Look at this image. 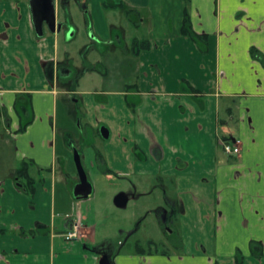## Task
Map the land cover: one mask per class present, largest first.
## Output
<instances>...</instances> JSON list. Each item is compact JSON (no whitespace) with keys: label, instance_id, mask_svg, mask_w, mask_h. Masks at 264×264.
<instances>
[{"label":"crops","instance_id":"obj_1","mask_svg":"<svg viewBox=\"0 0 264 264\" xmlns=\"http://www.w3.org/2000/svg\"><path fill=\"white\" fill-rule=\"evenodd\" d=\"M74 1L55 0L57 22ZM77 1L86 3L93 39L108 48L97 61L109 83L114 65L111 90L81 87L99 70L81 77L64 65L62 30L39 36L31 0H0V264H264V65L252 55V48L264 54V0H191L193 28L208 35L205 52L180 32L184 0ZM120 2L135 10L137 24L110 6ZM135 39L150 47L134 55ZM78 95L88 110L98 108L87 122L110 130L101 166L115 173L100 168L106 179L137 176L130 185L138 189L170 181V223L177 221L185 254L167 257L153 244L115 253L111 231L98 233L97 203L74 195L70 180L79 177L56 131L60 100ZM127 96L138 101L134 108ZM223 138L237 141L240 154L226 153ZM25 162L34 194L18 174ZM112 193L125 206L126 191ZM77 214L80 236L66 240ZM254 241L262 246L255 250Z\"/></svg>","mask_w":264,"mask_h":264},{"label":"rangeland","instance_id":"obj_2","mask_svg":"<svg viewBox=\"0 0 264 264\" xmlns=\"http://www.w3.org/2000/svg\"><path fill=\"white\" fill-rule=\"evenodd\" d=\"M85 5V2L75 0L71 2L70 7L66 6L67 9H65V13L64 10H62L61 14L60 23H62V27L64 28L62 29V35H64L60 43V57L62 59H66L67 56L69 57L67 64L65 62L63 63L65 66H68V69H70L74 75H81L80 73L83 70H87L84 62L87 60V53V58L97 65V60L105 62L103 54L108 50L106 43L93 39L92 19L89 12L85 13ZM89 5L90 3L88 1L87 6L89 7ZM86 14L90 19L88 22ZM70 30H74L71 36L67 35ZM94 41H96V43H94ZM93 46H96L95 49H92ZM109 63L113 83L103 80V74L100 72L103 65H97L99 71H95L92 74L89 73V75L84 78L81 87L94 92L111 90V87H114L112 84L117 83V77L115 69L113 68L114 65L112 64L111 66V62ZM64 70L67 69L64 68ZM125 70H129V68L126 67ZM126 78L128 81H132L130 77ZM94 97L103 100L106 96L95 94ZM59 107L57 120L58 128L56 130L58 141L65 144L69 151V159L76 170L75 176L78 173L74 160L73 145H76L81 153L88 178L92 185H96L98 189L96 193H93L94 190L91 193L94 204L97 203V212L100 213V216H98L99 214L97 215V222L99 220L98 233L102 235L111 231L113 241L112 251L117 253L121 248L125 250L135 249L137 245H139L138 248L142 246L148 249L151 247L149 241L153 239L158 242L154 244L153 247L160 252L166 250L165 248L170 249L169 255H166L167 257L170 256V254L174 256L185 254L186 252L182 248V234L176 225L177 221L170 224L166 215L170 210L168 209L169 205L166 204L165 192L168 193L167 196L170 201V181L165 179V187L159 178L157 180L152 179L151 182L154 184L153 187H151L152 184L149 182L148 187L138 189L130 185L132 179L134 182L139 183L140 178L137 176H134V178L126 176L124 179L115 174L113 175V180L106 179L105 175L99 172L100 168H103L101 166L102 147L110 140L103 139L100 136V129L106 124L105 122H98L96 125H91L89 124L90 122L86 120L89 119V117L99 115L98 108H92L91 110L85 108L79 95L75 102L73 101V97L69 103L61 99ZM79 121H81V124H79ZM98 150H100V152ZM62 163L65 164V161L62 160ZM78 180L71 179L70 181L73 186H75ZM119 187L123 191H126L129 197L125 206L119 205L115 199V194L112 193L113 190L119 189ZM142 189H148L149 193L143 195L144 192ZM90 204L91 202L88 204L85 203V208L86 205ZM167 226H170V230L166 229ZM131 231H134L132 235H130ZM178 237H180L181 246L171 243V240ZM166 240L170 241L168 246L162 244V242ZM119 241H121V243H119ZM111 255L112 257L115 256V254Z\"/></svg>","mask_w":264,"mask_h":264},{"label":"trees","instance_id":"obj_3","mask_svg":"<svg viewBox=\"0 0 264 264\" xmlns=\"http://www.w3.org/2000/svg\"><path fill=\"white\" fill-rule=\"evenodd\" d=\"M190 3H191V0H184V8H183V18H182V25H181V28H180V32L182 35L184 36H188L190 37L191 39H193L197 45L199 46V48L202 50V51H207L208 50V35L207 34H203V33H198L196 30H194L193 28V24H192V18H191V13H190ZM111 7H121V8H125V4H123L122 2L120 3H116V4H113V5H110ZM126 9V12L129 16V18L132 20V22L134 24H137L133 18L134 14H135V10L132 9V8H125ZM86 13H88L86 11ZM87 15V14H86ZM87 19V22L90 21L88 15L86 17ZM150 47V42L149 40H138V39H135L133 41V44H132V52L134 55H138L140 54V52L142 50H145V49H148ZM252 55L254 58L258 59L263 65H264V54H262L258 49L256 48H252ZM85 66L87 67V69H97L98 70V67L97 65L96 66H92L91 64H88V61L85 60ZM98 65H102L101 63L98 64ZM100 72H103L102 69ZM72 88L76 89V85H73ZM137 89V88H135ZM127 100H128V104L129 105H132V107L134 108L136 103V101H134V97H130V96H127ZM29 123V121L25 122L23 125H21L20 127V131H24L27 124ZM225 140H229V138H224ZM135 154L137 157H140L139 154H140V151L139 149L136 147L135 148ZM27 164L28 162H25L23 167L20 169L19 171V175L20 176H24L25 177V180H27V182H23V186L24 188L26 187L27 190H29V192H31V194H34L35 192V184H34V179L32 177H30V175L28 174V171H27ZM103 171L105 173H115L113 172L112 170H110L108 167L106 168H102ZM174 215H171V217H173ZM172 243H174V245H180L181 246V242H180V237L174 239V240H171ZM157 242L156 241H153L151 240L149 242V245L151 246L152 244H156ZM253 245V248L256 250L258 248H260V245H261V242H258V241H254L252 243ZM262 246V245H261ZM139 249L143 252V251H146V249L142 246L139 247ZM162 253L164 254H169V252L167 250H163L161 251ZM243 260V257L240 253L237 254L236 256V261L237 262H241Z\"/></svg>","mask_w":264,"mask_h":264},{"label":"water","instance_id":"obj_4","mask_svg":"<svg viewBox=\"0 0 264 264\" xmlns=\"http://www.w3.org/2000/svg\"><path fill=\"white\" fill-rule=\"evenodd\" d=\"M33 21L36 32L43 36L45 29L51 32H61L62 23L57 22L55 0H31ZM101 134L105 139L110 137V130L107 126L101 127ZM74 160L78 171L79 182L74 188V195L78 198H86L92 192V183L88 178L79 149L75 146Z\"/></svg>","mask_w":264,"mask_h":264},{"label":"built area","instance_id":"obj_5","mask_svg":"<svg viewBox=\"0 0 264 264\" xmlns=\"http://www.w3.org/2000/svg\"><path fill=\"white\" fill-rule=\"evenodd\" d=\"M224 151L228 154H240L241 148L237 141L232 140H220ZM83 226V217L81 214H77L72 226L63 232V236L66 240H73L80 236L81 227Z\"/></svg>","mask_w":264,"mask_h":264},{"label":"flooded vegetation","instance_id":"obj_6","mask_svg":"<svg viewBox=\"0 0 264 264\" xmlns=\"http://www.w3.org/2000/svg\"><path fill=\"white\" fill-rule=\"evenodd\" d=\"M56 71H58V73H59V71L60 72H63L64 71V69L62 68V67H56ZM100 133H101V130H100ZM75 147V146H74ZM136 147L138 148V146L136 145ZM135 147V148H136ZM139 149V151H142L140 148H138ZM166 204L167 205H169V210H170V201L168 200V199H166ZM164 212V211H163ZM166 215H167V219H168V221H169V223H170V211H168V213H166ZM171 224V223H170ZM166 229H168V230H170V226H167L166 227Z\"/></svg>","mask_w":264,"mask_h":264}]
</instances>
